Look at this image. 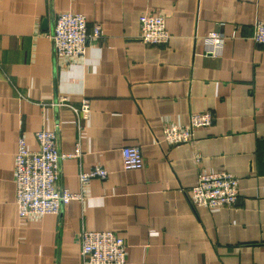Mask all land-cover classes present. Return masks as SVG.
Instances as JSON below:
<instances>
[{"label": "crops", "instance_id": "1", "mask_svg": "<svg viewBox=\"0 0 264 264\" xmlns=\"http://www.w3.org/2000/svg\"><path fill=\"white\" fill-rule=\"evenodd\" d=\"M82 13L101 35L84 55L54 53L60 12ZM159 12L166 44L141 41L139 16ZM264 0H0V264H87L82 230H112L122 264H264V44L252 38ZM223 36L206 53L209 31ZM59 96L89 113L78 118ZM209 110L191 142L170 145L166 125ZM58 129V185L75 192L58 214L21 216L15 196L19 137L36 149L39 129ZM140 147L126 169L121 148ZM196 154L200 161L195 162ZM95 165L105 178L79 180ZM199 171H228L229 207L195 206ZM89 264V263H88Z\"/></svg>", "mask_w": 264, "mask_h": 264}, {"label": "built area", "instance_id": "2", "mask_svg": "<svg viewBox=\"0 0 264 264\" xmlns=\"http://www.w3.org/2000/svg\"><path fill=\"white\" fill-rule=\"evenodd\" d=\"M141 41L145 44H166L171 33L165 18L159 12H144L139 16ZM101 35L98 25H88L86 17L79 12H60L56 15L50 34L54 53L59 56L84 55L88 43ZM252 38L264 44V20L253 24ZM207 54H217L223 36L219 31L211 30L207 34ZM53 105L68 106L78 118H86L89 113L88 100L74 105L65 97L59 96ZM213 114L209 110L192 111L184 124L166 125L162 129V139L170 145L191 142L194 131L212 123ZM58 129H39L34 137L36 149H29L23 136L18 139L15 157V196L21 216L31 214H58L71 199L79 197L75 192L60 187V161L62 158L81 155L77 145L72 153H60L57 146ZM122 163L126 169H137L144 165L143 155L137 145L121 148ZM196 163L200 155L194 157ZM108 170L95 165L79 173L84 183L93 177L105 178ZM239 194L238 178L228 171L205 173L199 171L196 183L191 187V201L195 206L229 207L236 203ZM81 254L84 263L122 264L126 261V243L122 236L112 230H87L80 232Z\"/></svg>", "mask_w": 264, "mask_h": 264}]
</instances>
